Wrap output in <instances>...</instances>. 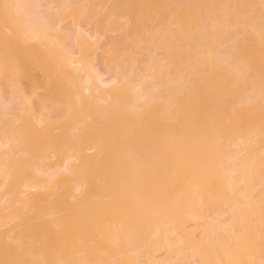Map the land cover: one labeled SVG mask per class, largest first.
<instances>
[{"label":"rangeland","instance_id":"1","mask_svg":"<svg viewBox=\"0 0 264 264\" xmlns=\"http://www.w3.org/2000/svg\"><path fill=\"white\" fill-rule=\"evenodd\" d=\"M13 1L16 3L18 0H0V64L2 65V60L7 61L3 62L4 69L10 70V73H7V70L3 69L4 74L6 73L4 75L2 73L3 66L0 65V73L3 74V76H0V134L5 133V137H9V140L5 137L3 140L0 139V143L5 144L4 141L8 142L12 140L11 138L22 135L23 132L27 135L24 136L23 133V136H20L21 138L18 137L21 141L17 140L18 143L14 141L13 145L8 144L9 147L0 144V168L3 167L4 169V166L7 165L8 168L13 167L12 172H14L13 177L8 176V171H11V169H4L5 172L2 169L0 172V264H67L65 259H70V257L71 263L75 264H214V262L217 264H228V262L231 264H243V262L249 264L250 260L253 264L256 261H259L257 264H264V241L262 236L259 238L262 233L253 234L256 230L260 232L258 229L262 231L264 227V223H261L264 220V0H38L37 3L40 2V5L36 3L38 6L35 7L33 5H35L36 0H27L29 3L33 2L30 3L31 5L29 4L30 8L28 9L24 8L25 5L16 6L17 4L14 3L11 6L12 8H8L10 2ZM22 2L24 4L26 0L25 2L22 0ZM26 5L28 7V4ZM10 9L14 10V14L17 11H23L24 15L32 17L35 21L31 20L32 18L28 19L36 24V29L39 28L40 30L41 27V31L46 30L44 33L48 32L49 37L46 35V39L43 38V41L41 38H26L22 34L26 16L22 18L24 21H21L18 25L21 24V30L17 25H14L15 21L9 16ZM11 16L16 19V15L13 16V13ZM33 16L37 17L34 18ZM26 21L28 20L26 19ZM18 29L21 33L18 32ZM53 47L54 49L51 50ZM48 49H50L49 52ZM63 55L66 62L67 59L71 62L74 61V63L83 59L86 60L87 64H91L89 68L86 66L88 69L80 65L78 68H85V71H82L83 75H90L94 79V81L92 80L93 83L96 84L92 85L90 83L88 84L90 88L85 87L87 81L84 76L83 78L80 76L82 72L76 71L77 65L75 64H70L71 66L68 69L66 65L69 64L65 63L64 65L63 63L66 69L64 70V67L62 68L60 64L61 60H63L62 62L65 61L64 57V59H61ZM257 65L258 67H256ZM252 67H256L257 72ZM81 69L79 68L80 71ZM69 75L70 79H74L75 82L79 78L78 81L82 82H76V85L79 84L81 87L77 97L75 96L77 90L74 89L75 92H73L75 82L69 80ZM9 76L10 78H8ZM94 76L98 78L96 77V79ZM255 76H259V79L257 80ZM103 82L108 85H103ZM93 86H98V90L95 88V91L91 92L89 90L91 92L89 93L87 89H91ZM253 86L257 87L258 90L260 89L261 94L257 91V88L256 92L253 93ZM168 90L174 97V99L171 98L172 102L177 98L178 103L175 101L176 104L173 102L172 105L171 99L170 102L167 100L170 94L167 92ZM226 90L231 91L228 93L229 91ZM123 91L128 93H123ZM190 92H193L191 98L189 97L192 94ZM74 93L75 95L72 96ZM117 93L121 98L123 96V98H129L130 109L128 107L127 109H129V113L133 112L131 115H135L134 113H137V115H121L122 110L119 107L122 106L118 101L120 98ZM257 93L261 96H258ZM120 94H123V96H120ZM24 102H26V106H24ZM131 103H133L132 106ZM163 104H166V106ZM179 104L181 107H178ZM89 105L90 109H88ZM156 105H161L159 106L162 107L161 110L167 109L165 114H159L161 118L150 112L159 110ZM168 105L172 106L169 107ZM110 108L111 111H109ZM174 110H176V114L173 113ZM178 110L181 111L180 114ZM169 111L173 113L175 119L177 118V122L180 119L179 124H175L173 118L171 119L166 115ZM123 113L126 112L123 111ZM118 114L123 116V119L126 116L136 119V121L131 119L119 121V118H122ZM178 114L182 115L183 118L179 117ZM138 115L140 117L142 115V121L138 118ZM184 115L188 118H185ZM182 119H185L184 122L181 121ZM219 126L222 128L218 129ZM240 127L242 132L245 133L239 130ZM255 128L256 130H254ZM228 129L232 132L229 133L228 131L227 133ZM233 131L242 134L238 133L237 135ZM18 132L19 134H17ZM250 132L253 133L252 137H250ZM28 133L30 134L28 135ZM27 136H29L28 141L31 140V142H28L31 147L26 143L30 149L27 146V149H25L24 145ZM79 139L83 141H80L81 144ZM213 139L216 141H212ZM87 140L99 142L102 151L99 149V153L92 146L89 147V142H85ZM201 140L208 141V144L214 142L211 145L214 151L212 152L208 148L210 145L207 146ZM22 141L23 145L21 144ZM227 141L230 142V145L227 144ZM84 142L85 145L82 144ZM221 143L222 145L217 147ZM50 145L53 147L50 149L56 151L54 152L56 156L53 153L54 150L52 151L53 155H51L52 153L50 155L46 153L45 150L47 149L45 148ZM74 145H77L79 150H81L80 146L82 148L83 146L86 147L79 153L78 150L75 152L76 148L73 149ZM205 147L207 150L209 149L208 152L206 149L203 150ZM193 149H196L195 152L198 153L202 151L204 159L206 155L211 160H207V162L205 159L206 164L202 162L204 160L198 161L197 163H201L199 164L201 166H198L196 161L200 158L203 159V157L200 156L197 159L201 154L192 153L198 156L194 157L196 165H192L194 164L192 162L193 155L188 153H190V150L193 152ZM222 149L223 151L227 150L226 153ZM51 150H48V152ZM215 150H218L219 154L222 153V158L224 157L221 159L224 162V168L220 162L221 167L216 162L217 169L220 172L214 169V161H216L215 158L217 159L218 155ZM220 150L222 152H219ZM186 151L188 152L186 153ZM209 152L216 154L215 157ZM227 152L233 154L230 155ZM77 153L82 154L79 157L88 158L90 161L87 159L85 162H80ZM83 153L86 157L83 156ZM181 154L185 160L182 159ZM157 155L160 156L159 161L161 162L158 163V161V164L156 163L159 159ZM210 155L213 157L210 158ZM187 158L192 164L188 163ZM244 158L247 159L244 160ZM139 159H142V162L138 163L143 166L136 165ZM226 160L230 161V164L225 163ZM253 160L255 165L257 164L256 166ZM87 161L93 165L90 164L88 167L93 169L88 173L85 171L89 168L85 167L86 170L83 169V172H81V168H84L81 164H85ZM213 163L214 167H211ZM233 163L236 168L242 167L244 169L246 163H248L246 171L252 169V167L254 169L257 166V168L260 167L259 170L255 171V174H253L254 169H250L251 172L249 171L255 177L257 176L256 179L251 176L252 174L249 178L254 180L243 178L242 176H247L246 173L243 174L244 170H240V172L235 169L242 174V176L239 174L238 178L240 179L237 178L236 183L234 177L238 174L233 172L235 171L232 168V165L235 167ZM207 164H210V166ZM68 165L69 169L73 167L71 169L73 170L72 173H69L71 170L68 167L64 169ZM127 165L128 167H126ZM136 166L138 168H135ZM196 166L198 169H196ZM193 167L195 172H198L197 175L193 174ZM199 167L205 170L202 169V171ZM78 168L81 176L72 175L78 174ZM122 168L123 170H121ZM129 168L134 169L133 171L136 170V172L132 170L130 172ZM221 168H226V171H221L223 170ZM231 168L233 169L232 172L230 171ZM22 169H24V174L28 173L26 175L28 177L20 173ZM140 169L143 170L139 171ZM120 170L125 177H122V174H117V172H121ZM165 170L166 172L163 173L162 171ZM199 170L201 173H199ZM124 171L126 172L124 173ZM205 171L209 174H206ZM226 172L231 173L227 174ZM249 172L247 174H250ZM221 173L224 176L226 174V179H222L224 176ZM116 174L121 176V178L119 176L120 181L113 180L117 178ZM126 175L128 176L126 177ZM130 175L132 176L130 177ZM199 175L206 176L208 181L210 179L208 177H213L209 182L210 186L214 188L211 189L210 186L207 188L208 183H204L205 187L203 183V186L200 187L201 184H194L195 186L198 185V189L202 187H204V191L206 188L208 189H206V193L202 189H200L202 191L196 190L192 186V182H199L197 180L200 177ZM14 177L17 180L13 179ZM77 177H80V179L78 178V180ZM82 177L89 180V182L86 183V180H83ZM227 177L230 179L233 177L234 181L233 179L228 180ZM241 177L243 180H241ZM105 178L106 180L110 178L108 179L109 182H106ZM123 179L127 180L124 182ZM143 179L144 182L146 181L145 188L141 186L142 182H140ZM215 179L219 182L217 183ZM184 180L187 184L185 186ZM250 180L252 183H250ZM112 181L119 183H114L116 186H112ZM127 181L129 184H126ZM188 181L192 182L188 183ZM229 181H232V184L234 182L233 187L229 186L231 185ZM240 182L246 183L247 186L240 184ZM80 183L82 188L83 185L84 187L89 186V188L87 187L89 190L97 188L96 190L100 193L93 190L94 194L95 192L98 194H95V199L93 197L94 200L90 202L89 199L91 200L93 193L88 194L89 190L87 189L86 194V188H84L85 193L79 192L77 188ZM219 183L223 185H221L223 189ZM226 183H229V185H226ZM17 184L18 188L16 187ZM28 184L36 185L35 189L28 188ZM104 184H107L109 189ZM132 184H137V187L134 189L135 186ZM190 184H192L191 188H189ZM138 185L143 189H146V185L150 189L154 187V191L148 188L152 195L150 192L147 194V191L143 190L148 198L144 195L141 196L140 190L142 189L139 190ZM216 185L218 187H215ZM225 186H228L229 189ZM29 187H32V185ZM128 187H131L129 189L132 190L127 189ZM161 187L170 189H168L169 191L164 190L166 192L164 193L163 189H160ZM122 188L123 190H121ZM217 188L222 189L223 192L218 191ZM15 189L19 192L14 193ZM126 189L129 190V195ZM133 189L135 190L134 195L132 194ZM137 190L140 191L139 195L135 194ZM209 192H211L212 198L209 196ZM177 193L180 195L178 196ZM122 194L128 196L127 201L134 199V201H137V199L142 198L138 200L140 206L138 205L139 207L135 208L138 202L135 203L134 201H129V205L126 204L127 201L124 200L126 197H123ZM218 195L219 199L216 197ZM86 196L90 198L86 199ZM137 196L139 197L137 198ZM153 196L155 199L151 200L150 198H153ZM62 197L64 198L62 199ZM183 197L185 200H183ZM257 199L259 200L257 201ZM63 201H67L68 204ZM144 201L149 202L148 207ZM222 201L226 204H223ZM152 202L155 203L152 204ZM161 202H167L166 205L168 206ZM186 202L188 205L190 204L188 202L193 205L196 202L197 205L193 206L190 214L195 215L198 213V218L197 215L195 217L193 215L194 219L191 215V218H189L185 214H189V207H187ZM232 202L238 204L239 208L234 206V203L233 207H230ZM246 202H248V205L245 210ZM159 203L165 206L161 207L162 205ZM183 203H185V206ZM142 204L143 206L146 205L144 208H147L143 209ZM149 204L154 205L153 208ZM62 206L64 207L59 209ZM129 206L135 210L134 213H132L133 209ZM56 207L60 212H56L58 210ZM157 207L162 208L161 213L163 208L165 209L161 214L163 218H161L160 212L159 214L156 213L158 212ZM175 207L177 208L175 209ZM128 208L130 209L128 210ZM184 208L186 209L183 212L182 209ZM94 212H96V217L93 216ZM166 212L171 215V218ZM144 213L145 215H143ZM154 213L160 215V218H155L158 217L157 215L152 217ZM62 214L67 215L65 216L67 219L63 218ZM128 214L129 221H125ZM179 215L183 216L180 217ZM245 215L247 216L245 217ZM58 216L62 219L59 220ZM142 217L162 219V223L160 221L157 223L158 221L154 220L158 228L153 221L154 226L150 229L151 222L148 219L149 225L146 224L143 221L146 219H142ZM172 218H176L177 221ZM238 218L240 220L246 218V220L242 222ZM231 219L237 220V222ZM248 219L249 227L246 223ZM140 220H142V223ZM231 221L232 223H230ZM233 222L234 224L239 222V224L234 226ZM140 223L142 226L144 224L148 226L141 227ZM242 223L247 226L246 230H244L245 226L244 224L242 226ZM224 224L233 225L230 227ZM211 225L212 227H209ZM219 225L222 227L219 228ZM216 226L219 230L215 228ZM208 227L214 229V231ZM235 227L237 229H234ZM240 227L245 231L244 236H240L243 233ZM73 228L74 230H72ZM138 229L139 231L145 229V232L152 230V233L138 237V232L136 234ZM193 230L196 231L195 234ZM171 231L176 232L169 233ZM189 231L191 232L189 233ZM191 233L193 234L191 235ZM206 233L208 236L209 233H213L208 238L210 240L205 237ZM246 233H249V235L247 236ZM108 234L113 235L110 237ZM117 234L121 235L118 237ZM230 234H237L236 240L234 239L235 236L231 237ZM185 238L193 242V238L196 240L194 243H190ZM227 238L229 240H226ZM181 239L182 241L184 239L185 242L182 243ZM38 241H42V243H38ZM106 241L111 242L107 243ZM217 242L221 243V246L226 243L228 245H225L226 249L225 247L222 249L221 246H216L213 249L214 243L220 245ZM40 244L41 246L44 244V246L41 248ZM194 244L197 246H194ZM198 245H201L200 248H198ZM228 247L231 250L232 248H239L242 257L237 256L239 254L238 250L235 251L236 254L234 250L232 252L227 249ZM30 248L32 250L37 249V251H32ZM84 248L88 250L87 252L92 250L89 257H92L93 261L92 258H86L89 254L83 256V252H86L82 251L85 250ZM101 248L102 252H104V248L108 250H105L106 253L101 254L99 253ZM215 249L216 254H214ZM254 249L259 253L256 252L253 255ZM260 249L261 251H259ZM31 251L34 253L32 254ZM221 251L223 254H220ZM224 251L230 252L224 254ZM243 252L247 253L248 256L246 254V257H243ZM63 255H65L64 259H62ZM103 255L104 257H102ZM224 255L226 259L222 258ZM229 257H233V261L228 259ZM213 259L217 260L213 261ZM208 261L209 263H207Z\"/></svg>","mask_w":264,"mask_h":264},{"label":"bare ground","instance_id":"2","mask_svg":"<svg viewBox=\"0 0 264 264\" xmlns=\"http://www.w3.org/2000/svg\"><path fill=\"white\" fill-rule=\"evenodd\" d=\"M15 1H17V0H15ZM23 1L25 2V0H23ZM37 1H38V0H36V1H35V5H33L34 7H35V6H38L37 4L40 3V2L37 3ZM39 1H40V0H39ZM17 2H18L19 4H18ZM17 2H16V3H14V1H13V2H10V5L8 6V8H10V7L12 6V4L14 3L15 5L17 4L16 6H19V5H21V4H22L23 6L25 5L24 8H25V9H28V8H30L29 6L33 3V2H30V3H31V4H30L29 2H27V0H26V2H25L24 4H23L22 0H20V2H19V0H18ZM36 3H37V4H36ZM26 4H28V7H26V6H27ZM29 4H30V5H29ZM39 5H40V4H39ZM11 8H12V7H11ZM37 8H38V7H37ZM16 10H17V9H16ZM16 10H15V11H16ZM18 10H20V9H18ZM33 10H34V9H33ZM9 11H10L9 16H10L11 18H13L12 20L15 21V23L13 22L14 25H15V26L17 25V27H19L21 30H22L21 24H20V26H18V25H19V23H21V21H24V20H25V26H23L24 31H22V34H23L26 38H28V39H34V38H39V39H40V38H41V40H42L43 38L46 39L45 36L47 35L48 32H47V33H44L46 30H44V32L41 31V27H40V30H39V28H38L39 26L37 27L38 29H36V27H35L36 24L32 23V22L35 21V20H34L32 17H30L29 14L26 13V14L29 16V17H27L26 15L23 14V11H21V12H20V11H19V12L17 11V12H15V14H14V10H11V9H10ZM25 12H26V11H25ZM28 12L31 13L30 10H28ZM34 12H35V11H34ZM34 12H33V14H34ZM12 13H13V16L16 15V19H14L15 17H12V16H11ZM24 16H26V19H27L28 21H26V19L24 18ZM31 16H32V15H31ZM10 17H9V19H10ZM33 17H34V16H33ZM35 17H37V16H35ZM35 17H34V18H35ZM22 18H24V20H22ZM28 18H32L31 20H33V21L31 22V20L28 19ZM10 20H11V19H10ZM29 20H30V21H29ZM8 22L10 23V21H8ZM37 24H38V23H37ZM10 25H12V24H10ZM12 26H13V25H12ZM17 27H16V28H17ZM14 29H15V28H14ZM47 30H48V29H47ZM16 31H17V30H16ZM19 31H20V30L18 29V32H19ZM19 33H21V32H19ZM19 33H18V35H19ZM23 35H22V36H23ZM47 36L49 37V35H47ZM19 37H20V36H19ZM20 38H21V37H20ZM21 39H23V38H21ZM37 40H38V39H37ZM42 41H43V40H42ZM56 41H57V39H56ZM58 42H59V41H58ZM53 49H54V47H53L51 50H53ZM55 49H56V48H55ZM49 51H50V49H48V52H49ZM53 52H54V51H53ZM49 54H51V53H49ZM63 57H64V55L61 56V59H62ZM64 58H65V57H64ZM64 58H63V59H64ZM64 60H65L64 62H62L63 60H61V63H60L61 66H62V68L64 67V68H63L64 70H66V69H65V66H63V63H64V65H65V63H68V64H69V65H66V67L68 66V69H69V67H70L72 64L77 65V70H76V69H75V70L78 71V72H82V71L84 72V71H85V70H84L85 68H84V69H81V68H82V67H86V66L89 68V66L91 65V64H87L86 60H83V59H80L79 61H77V62H75V63H74V61H73V62L68 61L69 59H67V62H66V58H65ZM2 61L4 62L5 60H2ZM3 62H2V65H1V64H0V65L3 66V68H2V73L4 74L3 69H4L5 67H4ZM5 62H7V61H5ZM90 62H91V61H90ZM90 62H89V63H90ZM5 64H6V63H5ZM70 64H71V65H70ZM79 65L82 66V67H79V68L81 69V71H80L79 68H78ZM87 67H86V69H88ZM256 67H258V65H257ZM256 67H255V68L252 67V69H255V71L257 72L258 69L256 70ZM70 69H71V68H70ZM4 70H7V73H10V72H9L10 70H8L7 68L4 69ZM76 71H75V72H76ZM89 71H90V70H89ZM253 71H254V70H253ZM0 72H1V71H0ZM71 72H72V71H71ZM71 72H70V73H71ZM73 72H74V71H73ZM83 72L81 73L82 75L80 74V76H82V78H83V76H84L85 80L87 81V82H86L87 85L90 84V83H91L92 85H93V84H96V83H93L94 79H93L90 75H86V76H85V75H83ZM85 73H86V72H85ZM85 73H84V74H85ZM87 73H88V72H87ZM3 74L1 75V73H0V76H3ZM5 74H6V73H5ZM5 74H4V75H5ZM92 74H94V73H92ZM8 75H10V74H8ZM256 76H257V75H256ZM256 76H255V77H256ZM4 77H5V76H4ZM75 77H77V76H75ZM94 77L96 78L97 76H94ZM8 78H10V76H9ZM77 78H79V77H77ZM97 78H98V77H97ZM97 78H96V79H97ZM0 79H1V78H0ZM79 79H80V78H79ZM79 79H78V80H79ZM256 79L258 80V79H259V76L256 77ZM69 80L75 82L74 79H70V75H69ZM78 80H77L76 82L82 83L81 81H78ZM92 80H93V81H92ZM100 80H101V79H100ZM102 80H103V79H102ZM222 80H223V79H222ZM254 80H255V79H254ZM71 81H70V82H71ZM96 81H98V80H96ZM76 82H75V85L73 86V87H75V88H73V87H72V88H73V92H75L76 90H77V92H76V95H75V93H74V94H72V96L75 95V96L77 97V94H78V92L80 91L79 89H81V87L79 86V84H78V86H77V85H76V84H77ZM71 83H72V82H71ZM71 83H70V85H71ZM97 83H98V82H97ZM99 84H100V83H99ZM99 84H98V85H99ZM104 84H106V83L103 82V85H104ZM72 85H73V84H72ZM82 85L85 86L84 84H82ZM87 85H86L85 87L90 88L89 85H88V86H87ZM106 85H108V84H106ZM0 86H1V84H0ZM76 86H77V87H76ZM90 86H91V85H90ZM255 86H257V85H255ZM255 86H253V90H252L253 93L256 92V88L258 87V86H257V87H255ZM69 87H70V86H69ZM91 87H92V86H91ZM254 87H255V88H254ZM2 88H3V87H2ZM70 88H71V87H70ZM82 88H83V87H82ZM95 88H96V90H98V86H96V87L93 86V88H91V89H87V90H88L89 93H91V92L95 91V90H94ZM74 89H75V91H74ZM124 89H125V88H124ZM83 90H84V89H83ZM89 90H91V92H90ZM125 90H126V89H125ZM85 91H86V90H85ZM126 91H127V90H126ZM126 91H123V93H128V92H126ZM226 91H227V92L229 91L228 93H230L231 90H226ZM257 91H259V93H260L261 90H260V89L258 90V88H257ZM81 92H82V91H81ZM83 92H84V91H83ZM86 92H87V91H86ZM167 92L170 93L169 90H168ZM0 93H1V88H0ZM79 93H80V92H79ZM190 93H192V94H190ZM190 93H189V94H190L189 97H190V96L192 97V96H193V92H190ZM259 93H257V95H258V96H261V95H260L261 93H260V94H259ZM117 94H118V93H117ZM79 95H80V94H79ZM114 95L116 96V93H115ZM121 95L123 96V94H120V96H121ZM124 95H125V94H124ZM126 95H127V94H126ZM126 95H125V96H126ZM225 95H226V94H225ZM225 95H224V97H225ZM231 95L233 96V94H231ZM112 96H113V95H112ZM115 96H114V97H115ZM76 97H75V98H76ZM110 97H111V96H110ZM118 97H119V94H118ZM123 97H124V96H123ZM123 97H122V98L119 97L120 99L117 98L118 101H119V103H121V106H122L121 108H123V106H124L123 109H121V108L115 103V104L119 107V109L122 110V111H121V115H123V114H130V116H135V115H137V113H134L135 115H131V114H133V112L129 113V109H130V107H129L130 102H128V99H129V98L127 99V98H123ZM167 97H168V96H167ZM187 97H188V96H187ZM191 97H190V98H191ZM72 98H73V97H72ZM72 98H71V99H72ZM168 98H169V99H167V98H166V99H167L169 102H170V99H171V98L174 99V97H172V94H171V93L169 94V97H168ZM190 98H188V99H190ZM73 99H74V98H73ZM124 99H125V101H123ZM172 99H171V104H172V105H173V102L175 103V101L178 103L177 98H175V101L173 100V102H172ZM126 100H127V101H126ZM167 100H166V101H167ZM25 101H26V100H25ZM122 101H123V102H122ZM130 101H131V100H130ZM127 102H128V103H127ZM179 102H180V101H179ZM25 103H26V102L23 103L24 106H26ZM27 103H28V102H27ZM122 103H125V104L123 105ZM132 104H133V103H131V106H132ZM175 104H176V103H175ZM175 104H174V105H175ZM119 105H120V104H119ZM127 105H128V106H127ZM161 105H162V104H161ZM161 105H159V106H161ZM163 105L166 106V104H163ZM172 105H168V106L171 107ZM181 105H182V104H181ZM133 106H134V105H133ZM156 106L158 107L157 109H159V110H153L154 112H153V111H150L151 114L154 113V115H155L156 117H160V115H161L162 113L165 114V112H167V109H166V110H165V109L161 110L162 107L160 108L158 105H156ZM165 106H163V107H165ZM87 107H88V106H87ZM125 107H126V108H125ZM127 107H128L129 109H127ZM149 107H151V106L149 105ZM178 107H181L180 104H179ZM131 108H133V107H131ZM151 108H153V106H152ZM69 109H70V108H69ZM88 109H90V105H89ZM88 109H86V110L88 111ZM106 109H107V108H106ZM106 109H104V110L107 111ZM108 109H109V108H108ZM126 109H127V110H126ZM144 110H145V109H144ZM148 110H149V109H148ZM109 111H111V108H110ZM123 111H125L126 113H123ZM145 111H146V110H145ZM155 111L158 112V113H157L158 116L156 115V112H155ZM175 111H176V110H174L173 113H175ZM178 111H179V110H178ZM178 111H177V112H178ZM88 112H90V111H88ZM147 113H148V112H147ZM170 113H171V112L169 111L168 114H166V115H167L169 118H171V119L173 118V120L176 122V123H175V122L172 120L173 123L177 124L178 122H180V119H178L179 121L177 122V118L175 119V118L173 117L174 115H172L173 113H171V114H170ZM178 113L180 114L181 111H179ZM78 114H79V113H78ZM142 114H143V113H142ZM151 114H150V115H151ZM159 114H160V115H159ZM169 114H170V115H169ZM175 114H176V113H175ZM179 114H178V115H179ZM118 115H119V114H118ZM121 115H119V116H121ZM150 115H148V116H150ZM154 115H153V117H154ZM178 115H177V116H178ZM72 116H73V115H72ZM77 116H78V115H77ZM77 116H76V117H77ZM138 116H139V115H138ZM143 116H144V115H143ZM145 116H146V115H145ZM162 116H163V115H162ZM184 116H185V118H188L186 115H184ZM74 117H75V116H74ZM122 117H123V116H121V118H122ZM168 117L166 118L167 120H168ZM179 117L183 118L182 115H179ZM179 117H178V118H179ZM123 118H124V117H123ZM123 118H122V119H123ZM138 118H140V120H141L142 115H141V117L139 116ZM138 118H137V119H138ZM160 118H161V117H160ZM164 118H165V117H164ZM122 119L119 118V121H120V120H121V121H124L125 119L129 120V119H131V118H128V117L125 116V119H123V120H122ZM131 120H132V121H134V120L136 121V119H131ZM183 120H185V119H182L181 121L184 122ZM141 121H142V120H141ZM187 122H188V120H187ZM202 122H203V121H202ZM185 123H186V122H185ZM190 123H191V122H190ZM200 123H201V122H200ZM178 124H179V123H178ZM187 124H188V123H187ZM251 124H252V123H251ZM251 124H250V125H251ZM180 125H181V124H180ZM180 125H178V126H180ZM201 125H202V124H201ZM220 125H222V124L220 123ZM173 126H175V125H173ZM203 126H204V125H203ZM247 126H248V125H247ZM247 126H245V127L247 128ZM200 127H201V126H200ZM222 127H223V125H222ZM222 127L219 126L218 129H220V128H222ZM253 127H254V126H253ZM24 128H25V127H24ZM198 128H199V125H198ZM248 128H249V126H248ZM4 129H5V128H4ZM4 129H3V130H4ZM223 130H224V129H223ZM225 130H226V129H225ZM239 130L242 132L241 127H240ZM249 130H250V129H249ZM254 130H256V128H255ZM219 131H220V130H219ZM228 131H229V133H230L231 130L228 129V130H227V133H228ZM246 131L248 132L247 129H246ZM21 132H22V131H21ZM21 132H20V133H21ZM224 132H225V131H224ZM224 132H223V133H224ZM231 132H232V131H231ZM233 132H234V134L237 133V135H238V133H241V132H238V131H237V132H236V131H233ZM252 132H254V131H252ZM23 133H24V136L27 135V133H26V134H25V132H23ZM23 133H22V135L20 134L19 136H15L16 138H11V137H12V136H11L10 138H11L12 140H10V141H8V142H5V141H4L5 144H3V143H2V144H3L4 146L7 145V146L9 147L8 144H10V146H11V145L14 144V141H16L15 143H18V141H21V139H18V137L23 136ZM219 133H221V132H219ZM242 133H245V132H242ZM242 133H241V134H242ZM250 133H251V132H250ZM256 133H257V132H256ZM7 134H8V133H7ZM17 134H19V132H18ZM29 134H30V133H28V135H29ZM252 134H253V133H251L250 137H252ZM244 135H245V134H244ZM248 135H249V132H248ZM5 136H6L5 133L0 134V139L3 140V138H4ZM228 136H232V135H228ZM233 136H234V135H233ZM242 136H243V135H242ZM1 137H2V138H1ZM7 137H8V136H7ZM28 137H29V136H27V137H26L27 140L24 141V142H25V144H24V145H25V149H27V148H26V146H27L26 143L31 142V140L28 141ZM237 137H238V136H237ZM254 137H255V136H254ZM8 138H9V137H8ZM8 138L5 137V139L9 140ZM20 138H21V137H20ZM205 138H206V137H205ZM207 138H208V137H207ZM230 138H233V137H230ZM239 138H241V137L239 136ZM239 138H238V140H240ZM15 139H16V140H15ZM22 139H23V137H22ZM202 139H204V138H202ZM255 139H256V138H255ZM255 139H254V140H255ZM1 140H0V142H1ZM17 140H18V141H17ZM23 140H24V139H23ZM214 140H215V139H213L212 141H214ZM222 140H223V139H222ZM228 140H232V139H228ZM241 140H242V138H241ZM12 141H13V142H12ZM26 141H27V142H26ZM80 141H81V140L79 139V143L81 144V142H83V141H81V142H80ZM201 141H202V140H201ZM215 141H216V140H215ZM255 141H256V140H255ZM2 142H3V141H2ZM85 142H89V143H88V144H90L89 147L92 146V148L98 150L99 153H100V150L102 151V146H101V144H100L99 142L96 143V141H95V142H94V141L92 142L91 140H87V141H85ZM85 142L82 143V144L85 145ZM202 142H204V144H206L207 146L210 145V146H208V148L211 149L212 152L214 151L213 148L211 147V145H213L212 143H214V142H212L211 144H208V141L206 142L205 140H203ZM20 143H21V142H20ZM79 143H76V144L80 145ZM93 143H94V144H93ZM222 143H223V142H222ZM222 143L219 144V146H217V147H220V145H222ZM229 143H230V142L227 141V144H229ZM0 144H1V143H0ZM2 144H1V145H2ZM21 144L23 145V141H22ZM31 144H32V146H33V142H32ZM74 144H75V143H74ZM88 144H86V146H88ZM224 144H225V143H224ZM51 145H53V144H51ZM51 145H50V146H51ZM171 145H173V144H171ZM215 145H218V144H215ZM229 145H230V144H229ZM28 146H30L29 143H28ZM28 146H27V147H28ZM50 146H46V148H45V149H47V150H45V151H46V153H47L48 155H50V154L52 153V151L54 150V149L51 150L50 148H53V147H52V146L50 147ZM74 146H75V145H74ZM86 146H83V148H85ZM23 147H24V146H23ZM30 147H31V146H30ZM48 147H49V148H48ZM100 147H101V148H100ZM28 148H29V147H28ZM75 148H76V151H75V152H77V150L79 151V153L83 151V150H82L83 148H82L81 146H80V149H81V150H79V147H77V145H76L73 149L75 150ZM29 149H30V148H29ZM31 149H33V148H31ZM99 149H100V150H99ZM204 149H206V147L203 148V150H204ZM209 149H208V150H209ZM216 149H218V148H216ZM48 150H51V151L48 152ZM193 150H194V149H193ZM193 150H192V151H193ZM201 150H202V149H201ZM206 150H207V149H206ZM208 150H207V152H208ZM218 150H219V149H218ZM218 150H217V151H218ZM28 151L30 152V150H28ZM84 151H86V150H84ZM98 151H97V153H98ZM195 151H196V149H195L193 152H191V150H190V153H188V154H192V153L201 154V155H199V157L196 155V156L198 157L197 159H199L200 156L203 157L204 154H202V151H201L200 153L195 152ZM199 151H200V150H199ZM217 151L215 150V152H217ZM222 151H223V149H222ZM222 151L220 150L219 152H222ZM226 151H227V150H226ZM226 151H223V152L226 153ZM247 151H248V150H247ZM54 152H56V151L54 150L53 153H54ZM58 152H60V151H58ZM187 152H188V151H186V153H187ZM44 153H45V152H44ZM46 153H45V154H46ZM53 153H52L51 155H53ZM79 153H77V155H78V160H80V162H81V161H82V162H85L88 158H87V159H86V158L84 159L83 157H79V156H82V154L79 155ZM186 153H185V154H186ZM203 153H204V152H203ZM227 153H229V152H227ZM59 154H60V153H59ZM188 154H186V156H187ZM209 154H212V153L209 152ZM217 154H218V155H217V159L215 158L216 161H214L213 158H212V160H213L214 163H215V167H216V168L214 167V163L212 164L211 167H214V169H216L215 171H219V172H220V170L217 169L218 167H217L216 162L218 163V165H219V162H220V164H222V165H223L222 167L224 168V167H225V166H224V162L221 160V159H223L224 157L222 158V153L219 154V153L217 152ZM229 154L231 155V154H233V153H229ZM54 155L56 156V153H54ZM77 155H76V158H77ZM192 155H193V157H192V159H193L192 162L194 163V160H195L194 157H196V156H195L194 154H192ZM192 155H191V156H192ZM212 155L215 157L216 154H215V155L212 154ZM226 155H227V154H226ZM238 155H239V154H238ZM244 155H245V152H244ZM44 156H45V155H44ZM83 156H85L84 153H83ZM165 156H166V155H165ZM165 156H164V159L166 158ZM182 156H183V155L181 154V157H182ZM188 156H189V155H188ZM188 156H187V157H188ZM213 156L210 155V158L213 157ZM224 156H225V154H224ZM227 156H228V155H227ZM74 157H75V156H74ZM85 157H86V156H85ZM157 157H159V159H158ZM157 157H155V158L158 159V160L156 161V163L160 160V156L157 155ZM141 158H142V157H141ZM161 158H162V155H161ZM189 158H190V156H189ZM189 158H187V159L189 160ZM218 158H219V159H218ZM251 158H252V157H251ZM182 159H184V158L182 157ZM205 159H206V161H207V160H211V159H208V158L206 157V155H205ZM205 159H204V157H203V159L200 158L199 160L196 161V163H197L198 161L200 162V161L204 160V161H202V162H204V163L206 164ZM229 159H231V158H229ZM235 159H236V158H235ZM235 159H234V160H235ZM237 159H238V157H237ZM245 159H247V158H244V160H245ZM83 160H84V161H83ZM141 160H142V159H139V160L137 161V164H136V165H141V163H138V162H142ZM161 160H163V159H161ZM184 160H185V159H184ZM244 160H243V161H244ZM88 161H90V160L88 159ZM88 161L86 162L87 164L85 163L86 165L83 164V163L81 164L82 167H84V168H81V169H82L81 172H83V169H85V167H86V168H89L90 171H89L88 169H87V170L85 169L86 171L84 170L85 172H88V173L91 172V169H93V168L90 169V167H88V166H90V164H91V162L88 163ZM144 161H145V160H144ZM226 161H227V162H225V163H229V164H230V161H229V162H228V160H226ZM246 161L249 162L248 160H246ZM250 161H252V160H250ZM182 162H183V161H182ZM186 162H187V161H186ZM186 162H185V163H186ZM207 162H208V161H207ZM233 162H234V161H233ZM244 162H245V161H244ZM254 162H255V161L253 160V163H254ZM158 163H161V162L159 161ZM158 163H157V164H158ZM188 163L192 164V163L190 162V160H189ZM188 163H187V164H188ZM196 163H194V164H192V165H196ZM204 163H203V164H204ZM0 164H1V163H0ZM18 164H19V163H18ZM25 164H26V163H25ZM199 164H201V163H197L198 166H201V165H199ZM231 164H232V160H231ZM233 164H234V163H233ZM247 164H248V163H246V165H247ZM250 164H251V163H250ZM13 165H14V164H13ZM15 165H16V164H15ZM69 165H70V164H69ZM69 165L66 166V167H64V169L67 168V167H68V169H69ZM125 165H126V164H125ZM207 165H208V164H207ZM234 165H235V164H234ZM237 165H239V164H237ZM246 165H245V169H246ZM251 165L253 166V164H251ZM254 165H255V163H254ZM256 165H257V164H256ZM256 165H255V166H256ZM0 166H1V165H0ZM2 166H3V164H2ZM8 166H11V165H8ZM17 166H18V165H17ZM24 166H25V165H24ZM24 166H23V168H24ZM91 166H93V165L91 164ZM134 166H135V165H134ZM141 166H143V165H141ZM141 166H140V167H141ZM208 166H210V164H209ZM226 166H227V165H226ZM241 166H242V164H241ZM248 166H249V165H248ZM252 166H251V167H252ZM255 166H254V167H255ZM4 167H5L4 169H7V170H8V169H11V171H8V176H9V177H10V176L13 177V175H14V172H12V168H13V167L8 168L7 165H5ZM6 167H7V168H6ZM71 167H72V166H71ZM126 167H128V165H127ZM126 167H123V168H126ZM182 167H183V166H182ZM184 167H185V166H184ZM202 167L204 168V167H206V166H202ZM219 167H221V165H219ZM230 167H231V166H230ZM237 167H238V166H237ZM257 167H258V166H257ZM257 167H255L256 169H254V168L252 167V169H254V173H253V174H255V171H256L257 169H258V170L260 169V167H259V168H257ZM16 168H17V167H16ZM123 168H122L121 170H123ZM132 168H133V167H132ZM135 168H138V167L136 166ZM180 168H181V167H180ZM193 168H194V167H193ZM203 168H202V169H203ZM206 168H208V167H206ZM223 168H221V169H223ZM232 168H234V170L237 169L238 171H240V170L243 171V170H244V171H243V174L246 173L247 176L249 175L248 177H247V176H242L241 173H239V172H237V170H235V171H233V172H237V174H238V176H235V177H234V178H236L235 182L237 181V178L239 177V174H240L243 178H244V177H245V178H249V177H251V176H252V177L254 176V179H256V177H257V176L255 177V175H253L252 173H250V172H251V171H250V169H251L250 167H249L250 169H249L248 171H246V170H245L244 168H242V167H238V168H236V165H235V167L232 165ZM232 168L230 169L231 172H232V170H233ZM240 168H241V169H240ZM2 169H3V167L0 168V172H1ZM4 169H3V171H4ZM71 169H73V167L70 168L69 170H71ZM129 169H130V168H129ZM162 169H163V168H162ZM162 169H161V170H162ZM184 169H186V168H184ZM188 169H189V168H188ZM191 169H192V168H191ZM191 169H190V170H191ZM196 169H198L197 166H196ZM199 169L202 170L200 167H199ZM209 169L211 170V168H209ZM225 169H226V168H225ZM225 169H223V170H221V171H226ZM228 169H229V168H228ZM228 169H227V170H228ZM252 169H251V170H252ZM23 170H24V169H22L20 173L26 176L28 173H25V174H24V173H23ZM66 170H67V169H66ZM66 170H65V171H66ZM74 170H75V169H74ZM78 170H79V168H78ZM121 170H120V171H121ZM124 170H125V169H124ZM131 170H132V169H130V172H131ZM133 170H134V169H133ZM133 170H132V171H133ZM141 170H143V169H140L139 171H141ZM144 170H145V169H144ZM181 170H183V169H181ZM200 170H199V173H201ZM203 170H205V169H203ZM203 170H202V171H203ZM3 171H2V172H3ZM72 171H73V170H71L69 173H72ZM76 171H77V170H76ZM126 171H127V170H126ZM126 171H124V173H125ZM137 171H138V170H137ZM207 171H208V170H207ZM212 171H213V169H212ZM241 171H240V172H241ZM249 171H250V172H249ZM4 172H5V171H4ZM9 172H10V173H9ZM77 172H78V174H72V175L81 176V175H80V174H81V173H80V170L77 171ZM77 172H76V173H77ZM133 172H136V170L133 171ZM145 172H146V171H145ZM162 172L165 173L166 170H165V171H162ZM186 172H187V171H186ZM188 172H189V171H188ZM193 172H194V173H193L194 175H197V173H198L197 171L195 172V168H194ZM205 172H206V171H205ZM208 172H209V171H208ZM208 172H206V174H207ZM231 172H226V173H227V174H230ZM248 172H249L250 174H247ZM6 173H7V172H6ZM16 173H18V172H16ZM20 173H19V174H20ZM69 173H68V174H69ZM122 173H123L122 171L119 172V173L117 172V174H122ZM209 173H210V172H209ZM209 173H208V174H209ZM211 173H212V172H211ZM259 173H260V172H259ZM0 174H1V173H0ZM117 174L115 175V176H117V178H116V179H113V180H116V181L118 180V181H120L119 179L121 178V176L123 177L124 175L122 174V175L120 176V175H117ZM129 174H130V173H129ZM144 174H145V173H144ZM221 174H222V173H221ZM251 174H252V175H251ZM263 174H264V173H263ZM2 175H4V174H2ZM72 175H70V176H72ZM222 175H223V174H222ZM222 175H220V176L222 177ZM250 175H251V176H250ZM6 176H7V175H6ZM6 176H5V178H6ZM8 176H7V177H8ZM20 176H21V175H20ZM68 176H69V175H68ZM82 176H83V175H82ZM119 176H120V178H119ZM127 176H128V175H126V177H127ZM131 176H132V175H130V177H131ZM153 176H154V175H153ZM166 176H167V175H166ZM184 176H185V175H184ZM199 176H200V177H199L200 179H199V178H198V179L196 178L197 180H199V182H197V183H194V181H193V182H192V181H188V183L192 182V184H193V185L190 184V185H189V188H191L192 186H194L196 190H199V191H202V190H203V192L206 193L207 190H208L207 188H209V186H210V182H209V181H211V179H212L213 177H208V179L210 178L209 181H208V180L206 179V178H207L206 176H203V175H199ZM223 176H224V175H223ZM225 176H226V174H225ZM225 176H224V178H222V179H226ZM227 176H230V175H227ZM16 177H17V176H16ZM16 177H14L13 179L17 180ZM26 177H28V176H26ZM72 177H73V176H72ZM74 177H75V176H74ZM84 177H85V176H84ZM105 177H106V176H105ZM108 177H109V176H108ZM113 177H114V176H113ZM124 177H125V176H124ZM130 177H129V178H130ZM133 177H137V176H133ZM133 177H132V178H133ZM138 177H139V176H138ZM144 177H145V175H144ZM151 177H152V176H151ZM161 177H162V176H161ZM194 177H195V176H194ZM196 177H197V176H196ZM221 177H220V179H221ZM230 177H231V176H230ZM242 177H241V180H243ZM19 178H20V177H19ZM23 178H24V177H23ZM78 178L80 179V177H77V179H78ZM82 178H83V177H82ZM145 178H146V177H145ZM145 178H144V179H145ZM168 178H169V176H168ZM168 178H167V179H168ZM227 178H228V177H227ZM234 178H233V177H232L231 179L228 178V180H229V179H230V180L233 179V181H234ZM0 179H1V178H0ZM79 179H78V180H79ZM108 179H110V178H108ZM108 179L106 180V178H105L106 182H107V181L109 182ZM111 179H112V178H111ZM137 179H138V178H137ZM137 179H136V183H137ZM141 179H142V178H141ZM144 179H143V181H142V180L140 181V182H142V184H141V183H138V184H141V186H143V188H145V184H146V183H145L146 181L144 182ZM160 179H162V178H160ZM196 179H194V180H196ZM222 179H221V180H222ZM238 179H240V178H238ZM249 179H253V178H249ZM254 179H253V180H254ZM19 180H20V179H19ZM81 180H82V179H81ZM83 180H86V183L89 182V180H87V179H85V178H83ZM105 180H104V181H105ZM121 180H122V179H121ZM125 180H127V179H123L124 182H125ZM138 180H139V179H138ZM189 180H190V179H189ZM197 180H196V181H197ZM215 180H216V179H215ZM245 180H246V179H245ZM245 180H244V181H245ZM13 181H14V180H13ZM133 181H134V180H133ZM172 181H174V180H172ZM196 181H195V182H196ZM216 181H217V183L219 182L218 180H216ZM20 182H21V181H20ZM63 182H65V180H63ZM83 182H84V181H83ZM110 182H111V181H110ZM121 182H122V181H121ZM138 182H139V181H138ZM143 182H144V183H143ZM225 182H227V181H225ZM229 182H230V181H229ZM245 182H248V181H245ZM253 182H254V181H253ZM86 183H85V184H86ZM114 183H119V182L112 181V183H111L112 186L114 185ZM127 183L129 184L128 181L126 182V184H127ZM131 183H132V181L130 182V184H131ZM171 183H172V182H171ZM179 183H180V182H179ZM202 183H203V185H204V183H205V184H207V183L209 184V185L207 186V188H206L207 190L205 189V191H204V187H205V185H204V187L199 188V189H198V185L195 186L196 184H201V185H199V187H200V186H203ZM221 183H222V181H221ZM236 183H237V182H236ZM238 183H239V182H238ZM241 183H242V182H240V184H241ZM248 183H249V182H248ZM250 183H252L251 180H250ZM254 183H255V182H254ZM35 184H36V183H35ZM143 184H144V185H143ZM162 184H164V183L162 182ZM174 184H175V183H174ZM194 184H195V185H194ZM219 184H220V183H219ZM223 184H224V183H223ZM230 184H231V185H229V183H228V184L226 183V185L232 186V185H234V182H233V184H232V181H231ZM242 184L246 185V183H242ZM28 185H29V186L32 185V187H29V186H28V188H31V189L34 188V189H35V186H36V185H34V184H28ZM33 185H34V186H33ZM104 185H105V187L107 186V184H104ZM104 185H103V186H104ZM108 185H109V184H108ZM132 185L135 186L134 189L137 187V186H136L137 184H132ZM165 185H166V183H165ZM182 185H183V184H182ZM185 185H187V184L185 183V180H184V186H185ZM191 185H192V186H191ZM217 185H218V184H217ZM217 185H216L215 187H218ZM221 185H222V184H220V186H221ZM13 186H14V185H13ZM17 186H18V184L16 185V187H17ZM24 186H25V185H24ZM24 186H23V187H24ZM91 186H92V185H91ZM114 186H116V184H115ZM117 186H118V185H117ZM141 186L139 187V185H138L139 190H140ZM147 186H148V185H146V189H147V190L141 188V189H142V190H140V191H141V194H142L141 196L144 195V197H145V196L147 197V196H148V195H147L148 192H150V194H151V191L148 190L149 187L147 188ZM151 186H153V185L151 184ZM151 186H150V187H151ZM157 186H158V185H157ZM162 186H163V185H162ZM167 186H168V185H167ZM171 186H173V185H171ZM179 186H180V185H179ZM222 186H223V185H222ZM222 186H221V187H222ZM246 186H247V185H246ZM248 186L250 187V184H249ZM87 187L89 188V186H87ZM87 187H84V185H83V188H82V184L80 183V185H79V187H78L77 189L79 190V192H81V193H85V192H84V188H86V189H85V191H86V190L88 189ZM92 187H93V186H92ZM131 187H132V186H131ZM131 187H128L127 189H129V188H131ZM163 187H165V186H163ZM210 187H211V186H210ZM212 187H213V186H212ZM212 187H211V189H212ZM221 187H219V188H221ZM225 187L227 188L228 186H225ZM232 187H233V186H232ZM14 188H15V187H14ZM17 188H18V187H17ZM36 188H37V187H36ZM90 188H91V187H90ZM94 188H95V187H94ZM107 188H108V186H107ZM107 188H106V189H107ZM111 188H112V187H111ZM111 188H110V189H111ZM114 188H116V187H114ZM124 188H125V185H124ZM152 188L154 189V187H152ZM156 188H157V187H156ZM175 188H177V187H175ZM213 188H214V187H213ZM219 188H217L218 191L223 192V191H221V190L223 189V187H222V189H219ZM226 188H225V190H226ZM91 189H92V188H91ZM96 189H97V188H96ZM96 189H95V190H96ZM98 189H99V188H98ZM103 189H104V187H103ZM103 189H102V190H103ZM108 189H109V188H108ZM108 189H107V191H108ZM127 189H126V192H127V194L129 195L128 191H129V190H132V189H129V190H127ZM134 189H133V193H132L133 195H134V191H135ZM149 189H150V188H149ZM153 189H150V190H153ZM160 189L162 190L163 188L161 187ZM160 189H159V190H160ZM166 189L168 190V189H170V188L167 187ZM166 189L164 188L163 191H164V190L166 191ZM200 189H202V190H200ZM227 189H229V188H227ZM231 189H232V188H231ZM15 190H16V189H15ZM15 190H14V191H15ZM88 190H89V189H88ZM93 190H94V189H93ZM93 190H89V191H88V192H89L88 194H90V192L93 193V194L91 193V194L93 195V196L91 195V200L89 199V198H90L89 196H86V199H89L90 202L93 201V200L95 199V197H96V196L94 197L95 194L100 193V192H98V191L96 190L98 193L95 192V194H94V191H95V190H94V191H93ZM104 190H105V189H104ZM121 190H123V188H122ZM139 190H137L138 193L135 192L136 195H137V194L139 195V193H140ZM143 190L147 191V192H146L147 194H146ZM161 190H160V192H162ZM174 190H175V189H174ZM179 190H180V189H179ZM181 190H182V189H181ZM214 190L216 191V189H214ZM214 190H213V191H214ZM17 191L19 192V190H16L14 193H17ZM76 191H77V190H76ZM105 191H106V190H105ZM105 191H104V192H105ZM124 191H125V190H124ZM153 191H154V190H153ZM157 191H158V190H157ZM157 191H156V192H157ZM165 191H164V193H166ZM168 191H169V190H168ZM218 191H217V193H218ZM228 191H229V190H228ZM122 192H123V191H122ZM130 192H132V191H130ZM142 192H143L144 194H143ZM182 192H183V191H182ZM12 193H13V192H12ZM102 193H103V192H102ZM124 193H125V192H124ZM153 193H154V192H153ZM162 193H163V192H162ZM180 193H181V192H180ZM210 193H211V192H209V196L211 197L212 194L210 195ZM231 193H232V192H231ZM251 193H252V192H251ZM86 194H87V191H86ZM86 194H84V195H86ZM150 194H149V195H150ZM167 194H168V193H167ZM175 194H176V193H175ZM175 194H174V195H175ZM218 194H219V193H218ZM221 194H222V193H221ZM228 194H229V193H228ZM82 195H83V194H82ZM122 195H123V194H122ZM151 195H152V194H151ZM154 195H155V194H154ZM158 195H160V194H158ZM168 195H169V194H168ZM177 195L179 196L180 194L177 193ZM177 195H176V196H177ZM222 195H223V194H222ZM230 195H232V194H230ZM230 195H229V196H230ZM248 195H249V194H248ZM251 195H252V194H251ZM259 195H260V194H259ZM262 195H263V194H262ZM141 196H140V197H141ZM162 196H163V195H162ZM171 196H172V195H171ZM176 196H175V197H176ZM178 196H177V198H178ZM246 196H247V195H246ZM93 197H94V199H93ZM123 197H126V198H124V200H126V199L128 198L127 195H125V196L123 195ZM130 197H132V195H130ZM135 197H136V196H135ZM138 197H139V196H137V198H138ZM160 197H161V196H160ZM216 197H218L217 199H219V195L216 196ZM216 197H215V198H216ZM231 197L233 198V196H231ZM247 197H248V196H247ZM257 197H258V196H257ZM263 197H264V196H263ZM59 198H60V197H59ZM63 198H64V197H62V199H63ZM137 198H136V199H137ZM147 198H148V197H147ZM165 198H166V197H165ZM180 198H181V197H180ZM211 198H212V197H211ZM131 199H133V198H131ZM141 199H142V198H139V199H137V201H134L135 199L132 200V201H131V200H128V201L126 200V201H127L126 204L129 205V203H130L129 201H131V202L134 201V202L136 203V202H138V200H141ZM150 199H151V200H154L155 198H154V196H153V198H150ZM150 199L148 200L149 202L151 201ZM175 199H176V198H175ZM244 199H245V198H244ZM259 199H260V198H259ZM259 199H257V201H258ZM263 199H264V198H263ZM16 200H17V199H16ZM57 200H58V199H57ZM64 200H66V199H64ZM144 200H145V198H144ZM164 200H165V199H164ZM176 200H177V199H176ZM183 200H185L184 197H183ZM209 200H210V198H209ZM215 200H216V199H215ZM234 200H235V199H234ZM260 200H261V199H260ZM87 201H88V200H87ZM89 201H88V202H89ZM148 201H147V202H148ZM165 201H166V200H165ZM170 201H172V200H170ZM189 201H190V200H189ZM192 201H193V199H192ZM192 201H191V202H192ZM218 201H219V200H218ZM232 201H233V200H232ZM57 202H58V201H57ZM63 202L66 203L67 201H63ZM128 202H129V203H128ZM149 202H148V203H149ZM162 202H164V201L162 200ZM162 202H161V203H162ZM191 202H188V203H190V204H189L190 206H189V205L187 204V202H186L187 207H189V214H188V213H185V214L188 215L189 218L193 217L194 214H193V213L190 214V212L192 211L193 206L195 207V205H197V204H195L196 202L194 203V205H193ZM248 202H249V201H248ZM248 202H246V206H244V207H245V210H246V208H247ZM252 202H253V201H252ZM59 203H60V202H59ZM144 203H145L146 205L148 204V203H146L145 201H144ZM154 203H155V202H152V204H154ZM161 203H159V204H160V205H162V204H165V205H166L167 202H166V203H162V204H161ZM171 203H173V201H172ZM171 203H170V204H171ZM174 203L176 204V202H174ZM180 203H181V201H180ZM210 203H211V200H210ZM222 203H223V201H222ZM233 203H234V202H232V204H231L232 206H230V207H233ZM253 203H254V202H253ZM66 204H68V202H67ZM156 204H158V203H156ZM184 204H185V203H183V205H184ZM191 204H192V205H191ZM215 204H217V203H215ZM223 204H226V203H223ZM259 204H260V203H259ZM59 205H60V204H59ZM61 205H62V204H61ZM130 205H131V204H130ZM132 205H133V204H132ZM138 205L140 206L139 202L137 203V205H136L137 207H135V208H138V207H139ZM146 205H144V206H146ZM149 205H150V204H149ZM165 205H162L161 207H164ZM179 205L181 206L182 204H179ZM221 205H222V204H221ZM228 205H229V204H228ZM242 205H243V204H242ZM57 206H58V205H57ZM64 206H65V205H64ZM64 206L59 207V209H60V208L62 209ZM119 206H120L121 208H123L121 205H119ZM141 206H143V204H142ZM144 206H143V209H146V208L148 207V205H147L146 208H144ZM150 206H151V205H150ZM152 206H154V205H152ZM152 206H151V207H152ZM157 206H158V205H157ZM166 206H168V205H166ZM171 206H172V205H171ZM176 206H177V205H176ZM184 206H185V205H184ZM234 206H236L237 208H239V207H238V204L236 205V203H234ZM256 206H257V205H256ZM259 206H260V205H259ZM259 206H258V207H259ZM129 207H130V206H129ZM173 207H174V206H173ZM191 207H192V208H191ZM236 207H235V208H236ZM244 207H243V208H244ZM66 208H67V206H66ZM121 208H120V209H121ZM130 208H132V207H130ZM130 208H128V210H129ZM152 208H153V207H152ZM157 208H158V212H156V213L159 214V212H160V215H161V214L163 213V211L165 210V209L163 208L162 213H161V209H162V208H161V209H160L159 207H157ZM168 208H169V207H168ZM176 208H177V207H175V209H176ZM196 208H197V207H196ZM237 208H236V209H237ZM56 209H58V208L56 207ZM59 209L56 210L57 213L60 212ZM64 209H65V208H64ZM132 209H133V208H132ZM159 209H160V210H159ZM185 209H186V208L182 209V211L185 210ZM248 209H249V208H248ZM124 210H125V209H124ZM137 210H138V209H137ZM151 210H153V209H151ZM154 210H155V209H154ZM65 211H66V210H65ZM65 211H64V212H65ZM125 211H126V210H125ZM132 211H133L132 213L135 212L134 209H133ZM139 211H140V210H139ZM147 211H149V210H147ZM156 211H157V210H156ZM167 211H169V210H167ZM193 211H194V210H193ZM248 211H249V210H248ZM254 211H255V210H254ZM256 211H257V209H256ZM260 211H261V209H260ZM56 212H55V213H56ZM103 212H104V211H103ZM137 212H138V211H137ZM145 212H146V211H145ZM150 212H151V211H150ZM152 212H153V211H152ZM169 212H170V211H169ZM171 212H172V211H171ZM183 212H184V211H183ZM187 212H188V211H187ZM194 212H196V211H194ZM232 212H233V211H232ZM62 213H63V212H62ZM65 213H66V212H65ZM94 213H95V214H93V216L96 217V212H94ZM127 213H128V211H127ZM130 213H131V212H130ZM138 213H139V212H138ZM138 213H137V214H138ZM147 213H148V212H147ZM156 213L152 214V217H153L154 215H155V216H156V215L158 216V214H156ZM166 213H167V215H168V212H166ZM172 213H173V212H172ZM242 213H243V212H242ZM248 213H249V212H248ZM259 213H260V212H259ZM139 214H140V213H139ZM164 214H165V213H164ZM175 214H176V213H175ZM185 214H184V215H185ZM233 214H234V213H233ZM235 214H236V213H235ZM237 214H238V213H237ZM245 214H246V211H245ZM59 215H60V214H59ZM103 215H104V214H103ZM125 215H126V214H125ZM143 215H145V213H144ZM160 215H159L158 217H155V218H160ZM190 215H191V217H190ZM195 215H197L196 217L198 218V213H196ZM195 215H194V217H195ZM249 215H251V214L249 213ZM63 216H64V215L62 214V217H63ZM65 216H67V215H65ZM65 216H64L63 218H66V219H67V217H65ZM127 216H128V217H126L125 221H129V219H128V218H129V214H128ZM134 216H135V215H134ZM136 216H137V215H136ZM136 216H135V217H136ZM138 216H139V215H138ZM150 216H151V215H150ZM150 216H149V217H150ZM168 216L170 217L171 215H168ZM176 216H177V215H176ZM179 216H180V215H179ZM182 216H183V215H182ZM182 216H180V217H182ZM238 216H239V215H238ZM240 216H241V214H240ZM246 216H247V215H245V217H246ZM62 217H59V216H58L57 218L60 220V219H62ZM95 217H94V219H95ZM106 217L108 218V215H107V214H106ZM131 217H133V216H131ZM149 217H147V218L149 219ZM152 217H151V219H152ZM184 217H186V216H184ZM194 217H193V219H194ZM241 217H242V216H241ZM258 217H259V216H258ZM260 217H262V216H260ZM137 218H138V217H137ZM161 218H163V215H161ZM164 218H165V217H164ZM170 218H171V217H170ZM170 218H169V220H171ZM186 218H187V217H186ZM119 219H120V218H119ZM142 219H146V217H144V218L142 217ZM148 219L143 220V221H144L146 224H148L149 221H150L152 225H151V224H150V225L148 224V225H149V227H150V229H151V227L154 226V224H153L152 222H153L154 220H156V219L153 218L152 220L149 219V221H147ZM172 219L175 220L176 218H175V219L172 218ZM177 219H178V218H177ZM184 219H185V218H184ZM238 219H239V218H238ZM254 219H255V218H254ZM257 219H258V218H257ZM257 219H256V220H257ZM259 219H260V218H259ZM95 220H96V219H95ZM138 220H139V219H138ZM166 220H167V217H166ZM186 220H187V219H186ZM186 220H185V221H186ZM190 220H191V219H190ZM231 220L234 221V219H231ZM239 220H240V219H239ZM241 220H242V219H241ZM241 220H240V221H241ZM245 220H246V218H245L244 220H242V222H245ZM130 221H131V220H130ZM146 221H147V222H146ZM157 221H158V222H157ZM159 221L161 222L162 219L156 220L157 223H159ZM164 221H165V220H164ZM175 221H177V220H175ZM178 221H179V219H178ZM261 221H262V220H261ZM120 222H121V221H120ZM140 222L142 223V220H140ZM144 222H143V223H144ZM154 222H155V221H154ZM156 222H155V225H157ZM167 222H168V221H167ZM169 222H170V221H169ZM172 222H174V221H172ZM182 222H183V221H182ZM182 222H181V223H182ZM234 222H237V220H235ZM234 222H233V224H234ZM141 223H140V225H141ZM161 223H162V222H161ZM170 223H171V222H170ZM230 223H232V221H231ZM240 223H241V222H240ZM246 223H247V226L249 227V225H248V224H250V223H249V219L247 220ZM261 223L263 224V223H264V220H263ZM122 224H123V223H122ZM186 224H187V223H186ZM233 224H232V225H233ZM235 224H236V226H237V224H239V222H238V223H235ZM235 224H234V226H235ZM243 224H244V226H245V227H244V230H246V229H247V228H246L247 226L245 225V223H242V226H243ZM256 224H257V223H256ZM119 225H120V224H119ZM124 225H125V223H124ZM124 225H123V226H124ZM128 225H129V224H128ZM132 225H133V224H132ZM148 225L145 226V224H144L143 226L147 227ZM162 225H164V224H162ZM224 225H226V224H224ZM232 225L230 226V224H229V225H226V226H230V227H232ZM123 226H121V227L123 228ZM129 226H130V225H129ZM143 226L141 225V227H143ZM183 226H184V225H183ZM226 226H225V227H226ZM240 226H241V225H240ZM260 226H261V225H260ZM263 226H264V225H263ZM263 226H262V227H263ZM124 227H125V226H124ZM156 227L158 228V225H157ZM159 227H160V226H159ZM177 227H178V226H177ZM209 227H212V225L209 226ZM209 227H208V228H209ZM217 227H218V226H216L215 228H217ZM220 227H222V226L219 225V228H220ZM223 227H224V226H223ZM78 228H79V227H78ZM154 228H155V227H154ZM219 228H217V229L219 230ZM240 228H241V227H240ZM252 228H253V227H252ZM79 229H80V228H79ZM155 229H156V228H155ZM155 229H153V230H155ZM175 229L177 230L176 227H175ZM175 229H174V230H175ZM209 229H211V228H209ZM209 229H208V230H209ZM234 229H237V228L235 227ZM241 229H242V228H241ZM248 229H249V228H248ZM72 230H74V228H73ZM142 230H144V231H142ZM142 230L139 231V229H138V230L136 231V234H137V232H138V237L143 236V235H146V234H150V233H152V230H151V231L149 230V231H146V232H145V229H142ZM208 230H207V231H208ZM211 230L214 231V229H211ZM230 230H233V229H230ZM258 230H260V232H258V231L256 230L253 234H255V233H262V234H260L259 238H261V236H262V237H263L262 239H263V241H264V235H263V233H264V232H263L264 227H263L262 231H261V229H258ZM103 231H104V230H103ZM103 231H102V232H103ZM233 231H234V230H233ZM239 231H240V229H239ZM242 231H243V229H242ZM242 231H241V232H242ZM111 232H112V231H111ZM175 232H176V231H175ZM175 232H174V231H171V232H169V233H175ZM180 232H181V231H180ZM190 232H191V231H189V233H190ZM193 232H194V234H195L196 231L193 230ZM235 232L238 233L237 231H235ZM244 232H245V231H243V233H244ZM243 233H241V234L239 233L240 236H241V235L244 236L245 233H244V234H243ZM251 233H252V232H251ZM181 234H182V233H181ZM192 234H193V233H191V235H192ZM209 234H210L209 236L207 235V233L205 234V237H206L207 239H208L209 237H211V236H212L211 234H213V233H209ZM108 235H110V234H108ZM108 235H107V236H108ZM112 235H113V234H111L110 237H111ZM117 235H118V237H119L121 234H117ZM163 235H164V233H163ZM191 235H189V236L191 237ZM232 235H233V234H232ZM232 235L230 234L231 237H234V236H235V237H234V239H235L237 234H236V235H233V236H232ZM246 235L248 236L249 233H246ZM255 235H256V234H255ZM255 235H254V236H255ZM165 236H166V233H165ZM165 236H164V237H165ZM183 236H184V235H183ZM186 236H187V235H186ZM207 236H208V237H207ZM240 236H239V238H240ZM247 236H245V237L247 238ZM257 236H258V235H257ZM116 237H117V236H116ZM122 237H124V236H122ZM162 237H163V236H162ZM166 237H167V236H166ZM245 237H244V238H245ZM114 238H115V237H114ZM167 238H168V237H167ZM119 239H121V238H119ZM122 239H124V238H122ZM122 239H121V240H122ZM164 239H165V238H164ZM185 239H187V238H185ZM193 239H194V242H195L196 239H195V238H193ZM241 239H242V237H241ZM121 240H120V241H121ZM167 240H168V239H167ZM208 240H210V239H208ZM226 240H229V238H227ZM235 240H236V239H235ZM252 240H253V237H252ZM114 241H115V239H114ZM116 241H117V240H116ZM123 241H124V240H123ZM181 241H182V239H181ZM189 241H190V240L187 239V242H189ZM231 241H232V240H231ZM231 241H230V242H231ZM247 241H249V240H247ZM247 241H246V242H247ZM254 241H255V240H254ZM40 242L42 243V241H38V243H40ZM106 242H107V241H106ZM106 242H103V243H106ZM108 242H111V241H108ZM108 242H107V243H108ZM184 242H185V240L183 239L182 243H184ZM194 242H193V241H190V243H194ZM219 242H220V241H219ZM219 242H217V243L220 244V245H216V243H214L215 245H213V249H214V247L216 248V246L218 247V246H221V245H222V244H221L222 241H221V243H219ZM225 242H227V241H225ZM225 242H224V243H225ZM228 242H229V241H228ZM234 242H235V241H234ZM236 242H237V241H236ZM243 242H244V241H243ZM243 242H241V243L243 244ZM195 244H196V243H195ZM195 244H194V246H197V245H195ZM198 244H200V243H198ZM226 244H227V243H226ZM226 244H225V245H226ZM245 244H246V243H245ZM250 244H252V243H250ZM38 245H39V244H38ZM106 245H107V244H106ZM108 245H109V244H108ZM186 245H187V243H186ZM192 245H193V244H192ZM225 245H224V246H221V248L223 249V248L225 247ZM227 245H228V244H227ZM235 245H237V244H235ZM34 246H35V245H34ZM42 246H44V244H42ZM42 246H41V244H40V247H41V248H42ZM190 246H191V244H190ZM198 246H199V245H198ZM200 246H201V245H200ZM200 246H199L198 248H200ZM258 246H259V244H258ZM30 247H31V246H30ZM37 247H38V246H37ZM37 247H36V248H37ZM95 247H96V246H95ZM206 247H208V246H206ZM244 247H246V246H244ZM248 247H249V246H248ZM248 247H246V248H248ZM253 247H255V246H253ZM27 248H29V247H27ZM27 248H26V250H29V249H27ZM32 248H34V247H32ZM32 248H30V249L32 250ZM41 248H40V249H41ZM43 248H44V247H43ZM71 248H73V247H71ZM122 248H123V247H122ZM194 248H195V247H194ZM198 248H197V251L199 250ZM221 248H219V249H221ZM250 248H251V246H250ZM37 249H38V248H37ZM37 249H34V250H32V251H37ZM84 249H85V248H84ZM95 249H96V248H95ZM95 249H94V250H95ZM204 249L206 250L205 247H204ZM204 249L202 248V250H204ZM225 249H226V247H225ZM227 249H230V247H228ZM238 249H239V248H236V249H233V248H232V250H234V253H236ZM242 249H243V248H242ZM70 250H71V249H70ZM97 250H98V248H97ZM99 250L101 251L102 248L99 249ZM105 250H108V249H105V248H104V252H102V251H101V252L98 251V252L101 253V254H102V253H106ZM115 250H116V249H115ZM202 250L200 249L201 252H202ZM230 250H231V249H230ZM232 250H231V251H232ZM244 250H245V249H244ZM244 250H243V251H244ZM24 251H25V250H24ZM32 251H31V252H32ZM82 251H86V252H83V256H86V255L89 254L92 250H91L90 252H87V251H88L87 249L82 250ZM215 251H216V249L214 250V254H216ZM218 251H219V250H218ZM218 251H217V252H218ZM235 251H236V252H235ZM241 251H242V250H241ZM252 251H253V248H252ZM252 251H251V252H252ZM259 251H261V249H260ZM29 252H30V250H29ZM69 252H70V251H69ZM93 252H95V251H93ZM107 252H108V251H107ZM212 252H213V251H212ZM229 252H230V251H229ZM229 252L224 251V254H228ZM232 252H233V251H232ZM232 252H231V253H232ZM238 252H239V250H238ZM245 252H246V251H245ZM245 252H243V257H246V254H247V253H245ZM251 252H250V255H251ZM256 252H258V251H257V250L255 251V249H254V253H252V254L254 255ZM33 253H34V252H32V254H33ZM58 253H59V251H58ZM60 253H61V251H60ZM67 253H68V251H67ZM67 253H66V254H67ZM121 253H122V252H121ZM258 253H259V252H258ZM26 254H28V253H26ZM64 254H65V253H64ZM66 254H65V255H66ZM69 254H70V253H69ZM69 254H68V255H69ZM84 254H85V255H84ZM109 254H110V253H109ZM200 254H201V253H200ZM220 254H223V252L221 251ZM236 254H237V253H236ZM244 254H245V255H244ZM65 255H63L64 257L62 256V259L65 258ZM93 255H94V254H93ZM229 255H230V254H229ZM263 255H264V253H263ZM263 255H261V256H263ZM89 256H90V254H89L88 256H86V258H87V257H88V258H92V257H89ZM91 256H92V254H91ZM94 256H95V255H94ZM94 256H93V257H94ZM217 256H218V255H217ZM221 256H222V255H221ZM234 256H235V255H234ZM237 256H241V257H242V252H239V254H238ZM247 256H248V254H247ZM66 257H67V256H66ZM102 257H104V255H103ZM102 257H101V258H102ZM201 257H202V256H201ZM206 257H208V256H206ZM214 257H216V256H214ZM224 257H225V255H224L222 258H224ZM84 258H85V257H84ZM84 258H83V259H84ZM97 258H99V257H97ZM232 258H233V257H231V258L229 257L228 259H231V260L233 261ZM238 258H239V257H238ZM248 258L250 259V257H248ZM256 258H258V257H256ZM259 258H260V257H259ZM102 259H103V258H102ZM204 259H205V257H204ZM217 259H218V258H217ZM217 259H213V261H214V260H217ZM220 259H221V258H220ZM224 259H226V258H224ZM224 259H222V260H224ZM241 259H242V258H241ZM254 259H255V258H254ZM67 260H68V261H67ZM70 260H71V257H70V259H69V258H68V259H67V258L65 259V261L67 262V264H69V263L72 262V261H70ZM85 260H86V259H85ZM93 260H94V259L92 258V261H93ZM231 260H230V261H231ZM245 260H247V259L245 258ZM65 261H63V262H65ZM88 261H89V260H88ZM90 261H91V259H90ZM95 261H96V259H95ZM237 261H238V259H237ZM237 261H236V263H237ZM239 261H240V260H239ZM83 262H84V260H83ZM204 262H205V260H204ZM226 262H227V260H226ZM260 262H261V261H260ZM263 262H264V261H263ZM95 263H96V262H95ZM205 263H206V262H205ZM207 263H209V261H208ZM220 263H225V262H220ZM229 263H230V262H228V264H229ZM245 263H248V262H245ZM254 263L257 264V263H259V261H256V262H254ZM65 264H66V263H65ZM71 264H75V263H71ZM79 264H80V263H79ZM83 264H84V263H83ZM214 264H217V263L214 262ZM218 264H219V263H218ZM230 264H231V263H230ZM238 264H240V263H238ZM241 264H242V263H241ZM243 264H244V262H243ZM249 264H253V263L251 262V260H250Z\"/></svg>","mask_w":264,"mask_h":264}]
</instances>
